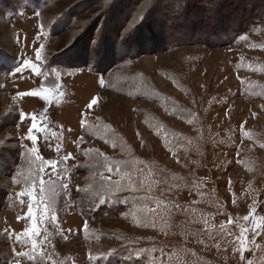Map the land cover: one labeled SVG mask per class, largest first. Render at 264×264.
<instances>
[{
	"label": "rangeland",
	"instance_id": "1",
	"mask_svg": "<svg viewBox=\"0 0 264 264\" xmlns=\"http://www.w3.org/2000/svg\"><path fill=\"white\" fill-rule=\"evenodd\" d=\"M187 1L0 0V264H264V0Z\"/></svg>",
	"mask_w": 264,
	"mask_h": 264
},
{
	"label": "snow or ice",
	"instance_id": "2",
	"mask_svg": "<svg viewBox=\"0 0 264 264\" xmlns=\"http://www.w3.org/2000/svg\"><path fill=\"white\" fill-rule=\"evenodd\" d=\"M36 57H37L38 60L40 59V52H37V53H36ZM25 67H26V68H31L33 72L39 74V71H40V70H39L35 65L31 64L30 62H26V63H25ZM22 95H26V96H27V95H30V96H43L45 99H47L48 96H49V93H48L47 90H45L43 93H41V92H26V93H23ZM95 103H96V99L94 98V99L91 101V104L89 105V107H91V105H92V104H95ZM33 119H35V117H33ZM32 128H33V129H36V128H37V125L34 123V124L32 125ZM29 139H31L33 143L36 142V138H35L34 136H29ZM52 166L55 167V165H52ZM23 194H24V193H21V195H23ZM29 216H34V213H33L32 209H31V207L29 208ZM245 219H247V217H245ZM85 227H86V226H85ZM35 229H36V225H35V221H34V222H33V226H32V232H35ZM28 234L31 235V233H28ZM243 243H244V241L241 240V244H242V245H243ZM34 246H35V245H34Z\"/></svg>",
	"mask_w": 264,
	"mask_h": 264
},
{
	"label": "trees",
	"instance_id": "3",
	"mask_svg": "<svg viewBox=\"0 0 264 264\" xmlns=\"http://www.w3.org/2000/svg\"><path fill=\"white\" fill-rule=\"evenodd\" d=\"M197 1H198V0H193L194 5L197 4ZM212 1H214V0H212ZM215 1H217V3L219 4V8H220V10L223 9L224 11H227V12H225V13H228L229 15H230V13H232L233 10L235 9V6L231 5V3H229V2H225V3H224L223 0H215ZM178 3H182V4L184 5L185 11L188 10V6H189V3H190V2H188L187 0H180V2H178ZM178 6H179L178 4H175L173 7L176 8V7H178ZM244 6H245V5H244ZM219 8H218V9H219ZM253 9H254V8H253ZM254 10H255V9H254ZM200 12H203V14L200 13ZM204 12H205L204 10L195 11V13L197 14V16L200 17L201 20H205V21L207 22V18L210 17V15L207 14V15H208V16H207ZM208 13H209V11H208ZM216 15H217V13H216V14H213V13H212V16L216 18V21H220V22H217V24L219 25V24L221 23L222 19H223L224 17H226V15H223V16H221V17H219V15H217V16H216ZM258 17H259V16H258ZM219 18H220V19H219ZM218 19H219V20H218Z\"/></svg>",
	"mask_w": 264,
	"mask_h": 264
}]
</instances>
